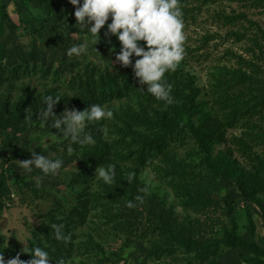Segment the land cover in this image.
<instances>
[{"label":"rangeland","instance_id":"1","mask_svg":"<svg viewBox=\"0 0 264 264\" xmlns=\"http://www.w3.org/2000/svg\"><path fill=\"white\" fill-rule=\"evenodd\" d=\"M3 7L6 20H2ZM74 13L69 0H0V109L11 112L23 87L35 92L54 87L38 74L7 78L2 74L6 69L23 71L39 65L50 73L55 70L68 76L79 71L86 60L102 70H127L135 78L136 87L123 97L93 103L111 110L113 118L90 123L87 131L96 143L71 145V153L69 141L50 127L51 119L43 127L36 115L29 114L31 119L22 133L0 131V251L4 258L19 255L22 260L29 254L30 245L37 244L42 215L51 209L58 211L54 212L55 220L68 229L76 247L64 264H186L190 255L181 250L171 258L148 255L161 245L153 231L159 219L168 217L170 225L184 228L196 238H220L229 227V203L234 207L238 234L247 237L249 211L255 224V240L263 243L264 217L241 193L234 177L221 174L216 178L210 187L213 202L209 207L197 211L186 204V188L192 183L187 178L190 167L204 161V154L193 141L170 146L171 153L159 147L155 156L138 168L134 179L133 170H129L131 163L111 148L120 138L113 131L123 128L115 115L138 111L142 105L156 110L161 106L152 101L155 98L147 93L146 84L139 83L132 66L122 67L116 62L121 45L117 37L106 34L107 25L94 46L92 36L77 24ZM183 31L186 54L176 70L169 72L171 89L178 87L181 93L194 98L196 111L191 121L208 134L211 160L225 159L242 173L264 178V0L208 3L195 24ZM73 44L85 48L79 57L67 55ZM132 59L134 64L137 58ZM234 118L237 122L231 126ZM33 150L51 159H62L59 174L45 175L39 169L27 172L19 162L32 159ZM101 165L115 166L112 185L96 176ZM15 174L24 177L38 196L17 183ZM129 176H133L130 183ZM123 181L127 182V192L115 200L110 196V202L109 191L119 189ZM135 181L143 203L135 200L137 196H129ZM129 200L137 206L128 208ZM71 210L78 213L68 222ZM113 216L115 219L110 220ZM80 217L84 218L82 223ZM115 222H122L124 230H117ZM241 253L222 247L217 264H244Z\"/></svg>","mask_w":264,"mask_h":264},{"label":"trees","instance_id":"2","mask_svg":"<svg viewBox=\"0 0 264 264\" xmlns=\"http://www.w3.org/2000/svg\"><path fill=\"white\" fill-rule=\"evenodd\" d=\"M43 2V0H40ZM217 0H180V6L183 11L184 29L189 24H195L202 8L208 3H215ZM7 19L5 8H2V20ZM183 29V30H184ZM7 78H22L30 74H38L41 78L54 83V87L43 92H35L32 89L23 87L21 96L13 104L11 112L6 109H0V131L9 130L13 135L22 133L28 125L30 119L28 115H36L40 120V114L45 103V97L52 95L60 101L54 107V113L58 116L63 114L66 109L76 110L85 109L87 105L94 102H106L111 99L125 96L129 91L136 87L135 78L130 73L122 70L109 71L102 70L95 64L84 60L79 71L72 75H64L61 72L42 69L39 65H32L29 69L23 71L16 69H6L2 72ZM51 76V77H48ZM49 78V79H48ZM174 80L175 78L172 77ZM165 79L170 84L169 72L165 74ZM0 84L2 79L0 78ZM172 88V86H171ZM171 95L174 102L170 105L163 101L154 99L160 110L152 109L149 105H142L138 111L119 112L115 115L116 122L123 128L114 130L112 134L120 137L115 139L111 148L118 151L129 163L133 170L134 179L138 173V168L147 164L149 159L155 156L159 147H164L169 153L170 146H176L187 141H193L199 147L200 152L204 154V161L196 166H191V174L187 178L192 182L186 188L187 197L184 200L189 208L193 210L209 207L213 202L210 194V187L221 174L230 175L235 178L237 186L241 193L251 199L259 208L264 217V178L254 173H242L235 166L225 160H211L208 155V146L210 144L208 134L196 127L191 121L195 114L196 105L194 98L180 92L178 87L171 89ZM150 99H147L149 101ZM155 101V102H156ZM148 109H151L149 113ZM120 114V115H119ZM50 120V119H49ZM237 119L231 121V126L236 124ZM128 163V164H129ZM17 183L30 190L34 196H38L37 191L32 189L24 177L14 175ZM127 182L123 181L121 187L116 191H109L110 196L117 199L126 192ZM202 186V190H200ZM196 192L200 197H197ZM204 192V193H203ZM129 196H141L142 191L137 187L136 181L129 189ZM59 206V204H58ZM229 227L224 231L220 238H196L186 229L170 225L168 217H161L157 225L153 228L160 237L161 245L155 246L149 251L148 255H165L168 258L173 257L179 250L186 255H190V260L186 264H217L222 247L231 250H240V259L244 264H264V242L258 243L255 240V224L249 211L246 213V234L242 237L238 234L236 218L233 215L234 207L232 203L226 205ZM60 210V208H59ZM55 209L42 215L43 223L38 229L37 244H31L29 251L37 246L45 248L49 253L52 264H58V261L65 260L75 253L76 247L70 240L63 241L55 238V230L52 224H57L55 220ZM74 213L77 210H71L67 215V220L73 221ZM115 216L110 220H114ZM82 223L84 218L80 217ZM114 227L117 230H124L122 222H115ZM64 234L71 237L68 229H63ZM41 236V237H38ZM31 254L22 258V261H29ZM9 260L6 258L5 261Z\"/></svg>","mask_w":264,"mask_h":264},{"label":"clouds","instance_id":"3","mask_svg":"<svg viewBox=\"0 0 264 264\" xmlns=\"http://www.w3.org/2000/svg\"><path fill=\"white\" fill-rule=\"evenodd\" d=\"M75 8L77 24L90 34L94 46L100 41V31L107 25L108 35L117 37L120 51L115 60L122 67L132 66L134 75L142 85H147V93L158 101L170 105L174 102L171 95V85L166 82L165 74L176 70L185 57V33L183 11L180 0H69ZM111 18V23H108ZM140 42H144L141 45ZM85 51L82 44H73L68 50V56L79 57ZM96 51V50H95ZM97 52V51H96ZM136 57L133 64V57ZM101 57V56H100ZM60 100L52 95L45 97L44 107L40 114L42 126L53 121L50 127L58 130L62 138L69 141L68 152L74 151L71 145H94L96 140L87 131L90 123L113 118V112L105 109L101 104H93L83 111L66 110L62 115L54 113V107ZM31 119V117H29ZM50 136H57L51 135ZM107 135V129H105ZM32 159L19 162L23 168L31 173L39 169L45 175H58L63 166L60 158L51 159L34 150ZM115 166L97 168L96 176L107 185L115 183ZM133 176H129V183ZM149 183H151L149 181ZM145 193L148 188L143 189ZM136 201L143 203V197L137 196ZM128 208H135L137 204L129 200ZM54 235L57 240L68 241L70 236L64 234L63 224H53ZM26 252V251H24ZM31 254L29 261H22L17 255L5 261L0 251V264H52L48 251L42 247H35L26 252ZM58 264H64L63 260Z\"/></svg>","mask_w":264,"mask_h":264}]
</instances>
